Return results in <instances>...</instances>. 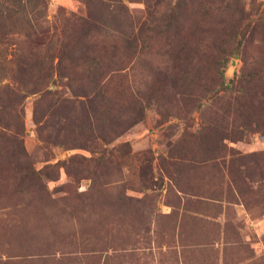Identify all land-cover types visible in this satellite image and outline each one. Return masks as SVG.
<instances>
[{"label":"rangeland","instance_id":"obj_1","mask_svg":"<svg viewBox=\"0 0 264 264\" xmlns=\"http://www.w3.org/2000/svg\"><path fill=\"white\" fill-rule=\"evenodd\" d=\"M152 1L107 2L142 27L133 50L126 26L62 27L80 0H31L54 35L45 99L0 0V264H264V0H223L199 44Z\"/></svg>","mask_w":264,"mask_h":264},{"label":"trees","instance_id":"obj_2","mask_svg":"<svg viewBox=\"0 0 264 264\" xmlns=\"http://www.w3.org/2000/svg\"><path fill=\"white\" fill-rule=\"evenodd\" d=\"M10 1L9 6L14 9V11H21L25 15L21 17L19 20L21 23L20 31L24 38H26L27 41V51L34 55V58L32 60H28L26 63H24V66L22 67L21 71L26 70V72L16 71L15 73L21 72L19 74L25 75L26 79L29 81L30 90L29 92L32 94L38 95L40 98L47 99L52 94L47 91L45 88L49 82V74L48 68H50V63H48L47 60H43L42 58H47L48 52H50V41H52V38L54 35L52 33H49L51 28L50 26L46 25H40V22H37V20L29 19V15L34 14L35 7H30L31 0H7ZM35 6L42 7L43 0H35ZM85 8V16H79L74 17L71 16L70 18H63V15H61V21L63 19V26H67V24L72 23L74 25V28H79V31L85 34L92 33L96 36H104V37H112L113 34L117 33L120 36L124 35L123 28L126 26V28H129V34L126 35L127 43L129 49H135L136 44L138 41V37L142 33V27L141 29H138L136 34L132 33V25L133 23L131 21H128V24L126 25L125 21L122 20V17H119L118 11L114 9H109V2L112 3H119L118 0H80ZM128 3H139L141 0H125ZM223 0H175L173 2L172 7H170V12L172 13L173 21L178 23L181 19L182 12H189V23L188 26L190 33L187 34V36H184L183 38H187L188 36L194 38V42L200 43L201 40H204V36H215L213 35L216 32V29L211 26V23L213 24V20L210 22L211 18L217 17L221 14V8H225V5L222 6ZM108 2V3H107ZM160 0H153L152 4L150 3L149 6H146V18H151L150 22L155 20L154 18V10L155 6H158L160 4ZM215 2H218V6L213 9V4ZM92 5V6H91ZM119 7L123 10L124 14L126 13V9L124 8V5H120ZM152 8V10H151ZM228 9V8H225ZM215 10V11H214ZM152 11V12H150ZM214 11V12H213ZM217 14V16H216ZM242 16V15H241ZM246 17V16H244ZM106 19L110 20V25L107 28V25H105ZM44 23V22H43ZM206 23V26H205ZM220 23V22H219ZM196 24H203L204 28H198L195 25ZM203 27V26H202ZM109 29V30H107ZM179 31V30H178ZM140 32V34H139ZM217 33V32H216ZM180 33L176 32V36H178ZM200 34L199 38L197 35ZM197 37V38H195ZM189 40V39H188ZM190 42V41H189ZM188 42V43H189ZM187 43V44H188ZM222 42L219 44L221 46ZM178 47H183L181 44H177ZM202 47L208 49H214L216 48L214 44H211L210 41L208 44L203 45ZM185 51L188 49L187 47H184ZM183 48H178L176 51V56L180 55L179 53H182ZM40 53L42 54V57L40 56ZM75 61V62H74ZM59 64V62L57 63ZM76 64V60H68V65L73 66ZM95 68L97 67L96 64ZM37 71L35 72L34 70ZM92 70V71H93ZM247 81H243V78L240 77V80H238L237 84L240 86H245ZM93 83V82H92ZM50 100H48L47 103L44 105L42 104L41 111L39 110V115L43 116L46 112L49 111V108L51 107ZM53 107V104H52ZM51 107V109H52ZM50 109V113L52 110ZM37 114V110H34V115ZM5 128V127H4Z\"/></svg>","mask_w":264,"mask_h":264}]
</instances>
